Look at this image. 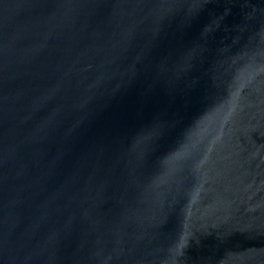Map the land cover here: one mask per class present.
Instances as JSON below:
<instances>
[{"label": "water", "instance_id": "obj_1", "mask_svg": "<svg viewBox=\"0 0 264 264\" xmlns=\"http://www.w3.org/2000/svg\"><path fill=\"white\" fill-rule=\"evenodd\" d=\"M0 264H264V0H0Z\"/></svg>", "mask_w": 264, "mask_h": 264}]
</instances>
